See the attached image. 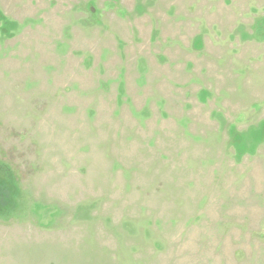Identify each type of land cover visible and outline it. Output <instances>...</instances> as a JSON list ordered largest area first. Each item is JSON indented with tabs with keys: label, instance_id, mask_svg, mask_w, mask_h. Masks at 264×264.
Wrapping results in <instances>:
<instances>
[{
	"label": "rangeland",
	"instance_id": "obj_1",
	"mask_svg": "<svg viewBox=\"0 0 264 264\" xmlns=\"http://www.w3.org/2000/svg\"><path fill=\"white\" fill-rule=\"evenodd\" d=\"M0 264H264V0H0Z\"/></svg>",
	"mask_w": 264,
	"mask_h": 264
}]
</instances>
